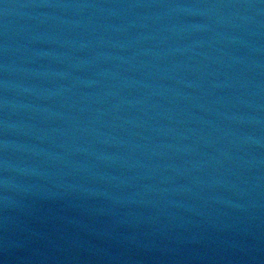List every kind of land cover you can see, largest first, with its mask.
<instances>
[{
  "label": "water",
  "instance_id": "95a60500",
  "mask_svg": "<svg viewBox=\"0 0 264 264\" xmlns=\"http://www.w3.org/2000/svg\"><path fill=\"white\" fill-rule=\"evenodd\" d=\"M0 264H264V0H0Z\"/></svg>",
  "mask_w": 264,
  "mask_h": 264
}]
</instances>
